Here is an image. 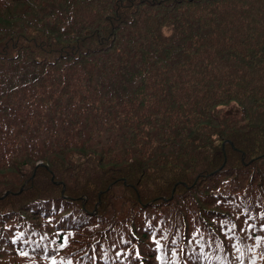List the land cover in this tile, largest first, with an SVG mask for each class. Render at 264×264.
Here are the masks:
<instances>
[{"label": "trees", "instance_id": "1", "mask_svg": "<svg viewBox=\"0 0 264 264\" xmlns=\"http://www.w3.org/2000/svg\"><path fill=\"white\" fill-rule=\"evenodd\" d=\"M263 213L264 0H0V264H264Z\"/></svg>", "mask_w": 264, "mask_h": 264}, {"label": "rangeland", "instance_id": "2", "mask_svg": "<svg viewBox=\"0 0 264 264\" xmlns=\"http://www.w3.org/2000/svg\"><path fill=\"white\" fill-rule=\"evenodd\" d=\"M262 182H255L253 183L251 186L252 187H259L261 185ZM185 195H189L188 193H179L178 196H185ZM202 197L204 198V204L205 207L208 208V210H212V209H218L220 211V208L218 207V202L220 203H224L226 205H228L231 209H226L225 213L221 214V216H212L213 219L215 221H217L220 225L221 228L226 229L227 227H229L227 229V231H225L226 234H233V235H241L242 232H240L237 229V226L239 225V223L242 221L243 223L247 224V225H252L253 222H255L254 220L251 219H247L245 215L242 214L241 211V203L240 201L237 200H231V199H227V198H223L222 200L216 201L215 200V196L210 194L207 190L202 191ZM260 200H263V197L260 198ZM196 202H198L195 199ZM189 203V202H188ZM186 203V206H183L180 204V201L177 200V198L171 197L170 201H168L167 203H165L164 208H165V216L163 217V220L161 221L160 224L157 225V227H159L162 224H165L167 221H171L173 222V219H177V220H181L183 219V217L185 216V214L187 212L192 211V208H190L189 204ZM200 203V202H199ZM132 204V203H130ZM224 211V210H223ZM171 213L173 215V217H168L167 215ZM257 213L262 214V210L258 211ZM264 215V213H263ZM264 220V219H263ZM170 222V223H171ZM210 220H208V218H204L203 223L205 225H207L208 227L206 228V230H208L209 232L203 231L201 230V235L200 237H204L203 235L206 234V240L210 243V245L214 246L212 241L210 240V238H221V235L217 232V230H215L214 228H211L210 224ZM256 223V222H255ZM233 225H235L233 227ZM158 228H155L154 230V234L156 235V231ZM168 228L166 227L165 231ZM151 237H149V239L151 240ZM222 239V238H221ZM153 244V241H152ZM150 244V246L152 245ZM175 245H162V244H158L157 248H156V256H154L152 259H148L147 260V264H183L182 259H181V255H180V249H179V245H177L176 243H174ZM151 249V248H150ZM159 250L161 251V258L159 260L158 258V252ZM260 258L263 257V255L259 256ZM127 262L130 260L132 262V259H125ZM123 260V261H125ZM137 262L139 263V259L137 260ZM220 264H250L247 261H242L241 258H237L235 259H225L223 256H220L219 261ZM122 264H125V262H122ZM130 264V262H129ZM132 264H135L132 263Z\"/></svg>", "mask_w": 264, "mask_h": 264}, {"label": "snow or ice", "instance_id": "3", "mask_svg": "<svg viewBox=\"0 0 264 264\" xmlns=\"http://www.w3.org/2000/svg\"><path fill=\"white\" fill-rule=\"evenodd\" d=\"M234 227V226H233Z\"/></svg>", "mask_w": 264, "mask_h": 264}]
</instances>
